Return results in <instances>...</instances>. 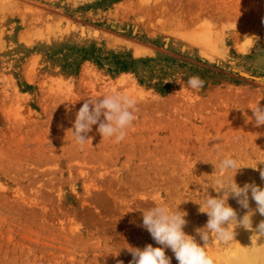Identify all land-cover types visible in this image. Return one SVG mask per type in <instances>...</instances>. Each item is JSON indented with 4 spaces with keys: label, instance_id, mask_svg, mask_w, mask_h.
<instances>
[{
    "label": "rangeland",
    "instance_id": "obj_1",
    "mask_svg": "<svg viewBox=\"0 0 264 264\" xmlns=\"http://www.w3.org/2000/svg\"><path fill=\"white\" fill-rule=\"evenodd\" d=\"M113 93L136 99L137 119L119 143L94 125L81 149L76 112ZM258 103L264 0H0V264H129L127 248L160 246L141 226L158 205L187 213L201 243L197 203L222 195L218 176L264 188ZM225 156L236 174L221 172ZM235 233L210 234L215 264L264 257V237Z\"/></svg>",
    "mask_w": 264,
    "mask_h": 264
},
{
    "label": "clouds",
    "instance_id": "obj_2",
    "mask_svg": "<svg viewBox=\"0 0 264 264\" xmlns=\"http://www.w3.org/2000/svg\"><path fill=\"white\" fill-rule=\"evenodd\" d=\"M187 85L196 90L203 87L204 81L193 76L188 79ZM138 110L136 99L127 94L113 93L101 99L84 100L75 114L72 128L76 144L83 149L91 139L88 133L92 131L94 125H98L97 131L102 139L114 137L115 142L119 143L125 138L126 130L137 119ZM251 110L255 125H264V106L258 103ZM219 168L221 172L235 170L236 174L242 166L236 158L225 156L220 160ZM259 175L264 181V169L259 171ZM215 184L219 188L218 191L214 188L215 191L222 195L213 197L207 192L203 201L197 203L199 212L208 217L206 225L196 229L201 243L184 231L188 223L185 219L187 213L179 209L171 211L167 206L158 205L142 212L141 226L160 246L153 247L148 244L143 249L127 248L132 255L129 264H171L165 249H171L178 264H215L213 257L206 251L211 233L215 234L217 240L227 244L234 240L236 227L252 230V216L256 212L264 216V188L256 185L255 182L245 183L241 187L235 182L234 177L229 180L224 176H218ZM230 197L235 199L242 209L248 210L243 216L238 217L237 211L228 204ZM250 199L256 204L254 210L250 208ZM254 231L257 236L264 237V220ZM119 253L115 255L118 256ZM117 264H123V261H118Z\"/></svg>",
    "mask_w": 264,
    "mask_h": 264
},
{
    "label": "bare ground",
    "instance_id": "obj_3",
    "mask_svg": "<svg viewBox=\"0 0 264 264\" xmlns=\"http://www.w3.org/2000/svg\"><path fill=\"white\" fill-rule=\"evenodd\" d=\"M260 223V221H256V223L253 224V228H252V232L256 233L254 230L256 229V226ZM253 242L256 244L255 246L251 244V247H255L256 250H259V245L260 243L257 242L256 240H253ZM264 243V241H263ZM244 252L241 256H239L238 258L234 259V264H256L258 262H260L261 264H264V257H260L258 256H254V257H250L248 258L246 255L244 256Z\"/></svg>",
    "mask_w": 264,
    "mask_h": 264
}]
</instances>
